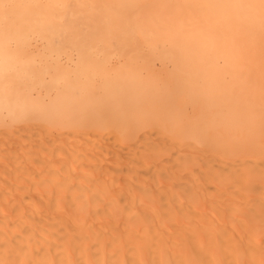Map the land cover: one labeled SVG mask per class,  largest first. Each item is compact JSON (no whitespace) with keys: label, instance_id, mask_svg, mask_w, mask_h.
I'll use <instances>...</instances> for the list:
<instances>
[{"label":"bare ground","instance_id":"bare-ground-1","mask_svg":"<svg viewBox=\"0 0 264 264\" xmlns=\"http://www.w3.org/2000/svg\"><path fill=\"white\" fill-rule=\"evenodd\" d=\"M6 39L0 264H264L260 0H0Z\"/></svg>","mask_w":264,"mask_h":264},{"label":"snow or ice","instance_id":"snow-or-ice-1","mask_svg":"<svg viewBox=\"0 0 264 264\" xmlns=\"http://www.w3.org/2000/svg\"><path fill=\"white\" fill-rule=\"evenodd\" d=\"M260 6L261 9L264 10V0H260ZM3 7L8 8L10 5H3ZM12 51L11 39H6L2 44H0V52L3 53L6 59H11Z\"/></svg>","mask_w":264,"mask_h":264}]
</instances>
